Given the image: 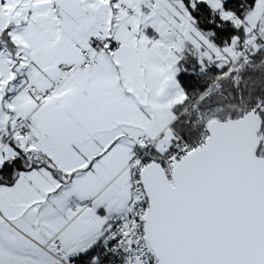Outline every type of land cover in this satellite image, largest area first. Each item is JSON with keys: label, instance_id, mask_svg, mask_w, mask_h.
Masks as SVG:
<instances>
[{"label": "snow or ice", "instance_id": "obj_1", "mask_svg": "<svg viewBox=\"0 0 264 264\" xmlns=\"http://www.w3.org/2000/svg\"><path fill=\"white\" fill-rule=\"evenodd\" d=\"M0 264H264V0H0Z\"/></svg>", "mask_w": 264, "mask_h": 264}]
</instances>
